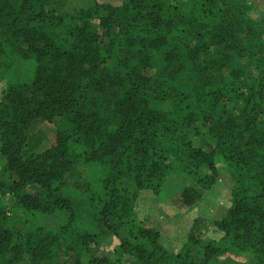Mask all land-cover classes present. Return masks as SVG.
<instances>
[{
    "label": "trees",
    "instance_id": "1",
    "mask_svg": "<svg viewBox=\"0 0 264 264\" xmlns=\"http://www.w3.org/2000/svg\"><path fill=\"white\" fill-rule=\"evenodd\" d=\"M258 5L0 0V264H264ZM220 163L183 234L135 212L194 206Z\"/></svg>",
    "mask_w": 264,
    "mask_h": 264
},
{
    "label": "rangeland",
    "instance_id": "2",
    "mask_svg": "<svg viewBox=\"0 0 264 264\" xmlns=\"http://www.w3.org/2000/svg\"><path fill=\"white\" fill-rule=\"evenodd\" d=\"M254 15L259 17L264 14L263 1L259 0V5L256 7ZM251 71V69H249ZM0 75V86L3 84ZM56 126L52 124H40L34 130V137L40 138V144L47 146L51 140ZM223 164H217V172L220 174L218 185L214 191L203 192L201 199L194 205L188 208H183L176 199H170V197L160 198L159 196L153 195L149 192L141 194L135 203V212L138 214L140 219L147 226H169L171 223L176 222L177 228L173 226V230H176L180 235L183 234L184 228H189L194 219L200 217H207L213 213L214 194L218 193V189L225 187L227 182L225 180V170ZM202 174H209L208 172H201ZM218 188V189H217ZM178 191V189L176 190ZM12 204V201L10 202ZM116 246L114 241L108 243L105 248L111 251Z\"/></svg>",
    "mask_w": 264,
    "mask_h": 264
}]
</instances>
